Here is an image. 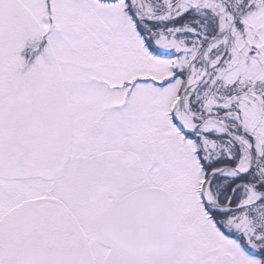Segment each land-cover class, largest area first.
I'll list each match as a JSON object with an SVG mask.
<instances>
[{"label": "snow or ice", "instance_id": "snow-or-ice-1", "mask_svg": "<svg viewBox=\"0 0 264 264\" xmlns=\"http://www.w3.org/2000/svg\"><path fill=\"white\" fill-rule=\"evenodd\" d=\"M0 264H264V0H0Z\"/></svg>", "mask_w": 264, "mask_h": 264}]
</instances>
